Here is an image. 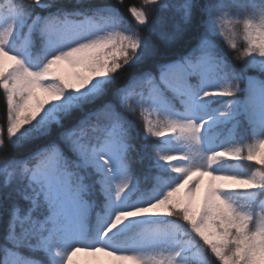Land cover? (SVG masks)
Segmentation results:
<instances>
[{
	"label": "snow or ice",
	"instance_id": "6c2138e0",
	"mask_svg": "<svg viewBox=\"0 0 264 264\" xmlns=\"http://www.w3.org/2000/svg\"><path fill=\"white\" fill-rule=\"evenodd\" d=\"M123 6L0 0V264H264V0Z\"/></svg>",
	"mask_w": 264,
	"mask_h": 264
},
{
	"label": "trees",
	"instance_id": "16d2710c",
	"mask_svg": "<svg viewBox=\"0 0 264 264\" xmlns=\"http://www.w3.org/2000/svg\"><path fill=\"white\" fill-rule=\"evenodd\" d=\"M130 4H135V6L137 8L141 7V5L143 4V0H124V6L120 8V14L121 16L124 18V23L125 25H135L136 21L134 20V18L130 15V13L128 12L127 8L128 5ZM146 12L149 13V15L152 14V8L148 7L144 9ZM138 31L143 32L142 28L137 29ZM222 43V42H221ZM223 44V43H222ZM227 50V49H226ZM0 93H2V90L0 89ZM150 140L153 139L154 137H150ZM245 142H251L250 138L248 140H246ZM161 179H166V177H161ZM90 257L89 254L85 253V252H78L73 256V262L74 264H86L88 258ZM214 260H216L215 257H213ZM217 264H219V262L217 261Z\"/></svg>",
	"mask_w": 264,
	"mask_h": 264
},
{
	"label": "rangeland",
	"instance_id": "374dc122",
	"mask_svg": "<svg viewBox=\"0 0 264 264\" xmlns=\"http://www.w3.org/2000/svg\"><path fill=\"white\" fill-rule=\"evenodd\" d=\"M257 2H259V0H257ZM234 20H241L242 21V17L240 16H233ZM243 25L241 23L240 25V29H238V31H242ZM221 41L223 42V45L226 47L229 56L232 60L236 61L237 63H239L238 60H236L237 57V51L232 50L230 47L227 46V41L220 38ZM238 46H239V50H243L246 47V42L243 40V36L241 35L237 41ZM63 71L65 72H71L72 69H70L67 65H64L63 67ZM111 258L104 255L103 253H100L98 255L93 256L92 258H90L87 261V264H110Z\"/></svg>",
	"mask_w": 264,
	"mask_h": 264
}]
</instances>
